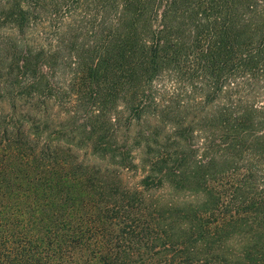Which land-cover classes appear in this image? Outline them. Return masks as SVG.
Listing matches in <instances>:
<instances>
[{
    "label": "trees",
    "instance_id": "trees-1",
    "mask_svg": "<svg viewBox=\"0 0 264 264\" xmlns=\"http://www.w3.org/2000/svg\"><path fill=\"white\" fill-rule=\"evenodd\" d=\"M1 99L0 175L29 159L64 164L79 185L88 168L71 151L84 145L127 167L123 119L147 147L145 184L203 191L195 206L166 202L185 229H162V247L206 238L238 264H264V0H0ZM31 99L36 109L63 102L81 122L44 130L13 119L16 101ZM1 212L0 231L14 226ZM95 223L77 215L36 241L5 234L0 264H82L73 249L96 243ZM234 232L257 238L235 253L224 240Z\"/></svg>",
    "mask_w": 264,
    "mask_h": 264
},
{
    "label": "rangeland",
    "instance_id": "rangeland-1",
    "mask_svg": "<svg viewBox=\"0 0 264 264\" xmlns=\"http://www.w3.org/2000/svg\"><path fill=\"white\" fill-rule=\"evenodd\" d=\"M16 104L14 113L9 114L18 121L24 117V123L30 128L31 124H39L44 130L46 127L53 130L61 127L70 129L74 119H77L78 124L81 122V116L71 114V109H65L63 102H47L46 107L37 106L38 109L34 107L33 99L31 102L19 100ZM8 110L7 100L1 99L0 112ZM187 113L188 119L190 112ZM150 122L152 125L154 119L151 118ZM138 128L137 124L127 127L121 119V125L117 129V145L121 149L129 148L131 163L127 167H116L115 158L90 153L88 146L75 147L71 153L88 168L83 170L85 175L78 180L81 182L79 185L68 176H62L61 170L66 171L64 164L42 168L29 159L19 165L10 161L5 167L9 169L0 175V207L2 215L15 220V225H11L10 221L9 224H4L0 237L9 234L7 238L10 239L21 234L36 241L34 234L41 235L45 228H53L57 222H67V219L77 215L88 214L94 215L97 222V230L92 237L96 243L92 242L94 245L87 246L84 242V247L73 249V255H76L73 259L82 264L240 263L242 257L231 256L228 249L222 250L217 245L205 246L202 242L206 238L187 245L184 244L186 242L173 245L165 242V247H162V229L169 230V237L176 236L185 229L184 223L174 213L176 209L167 211L169 206H166V202H173L172 207L183 208L188 204L195 206L205 198L203 191L198 189L174 188L166 182L161 185L153 182L145 184L142 179L147 166L141 162V158L146 157L147 147L143 137H135ZM156 130H159L158 126ZM159 132L158 137L167 131L164 129ZM81 136L78 133L76 137L79 140ZM160 139L161 137L158 138ZM149 145L153 148L152 141ZM51 177L52 180H45ZM187 184L192 183L188 181ZM211 184L217 187L214 181ZM65 192L68 197L63 200ZM256 238L254 232L241 235L234 232L224 240L236 253L242 244L253 242ZM86 251L94 253L90 256Z\"/></svg>",
    "mask_w": 264,
    "mask_h": 264
}]
</instances>
